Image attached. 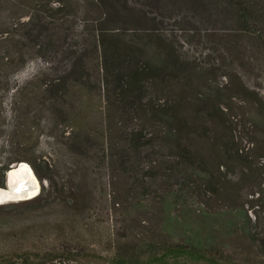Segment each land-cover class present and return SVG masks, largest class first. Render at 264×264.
<instances>
[{"label":"rangeland","instance_id":"obj_1","mask_svg":"<svg viewBox=\"0 0 264 264\" xmlns=\"http://www.w3.org/2000/svg\"><path fill=\"white\" fill-rule=\"evenodd\" d=\"M112 1L121 8L119 15L129 19L112 31L127 38L157 34L172 41L195 69L187 86L193 94L187 93L183 112L198 117L190 121L188 137L179 149L164 142L165 127L142 112L147 100L162 103L164 92L150 88L146 97L126 104L105 81L95 45L96 25L105 11L87 0H0V169L8 167L0 171V180L7 182L8 170L19 163L13 160L26 157L22 162L34 171L30 161H35L43 176L87 177L95 190L107 191L117 201L146 198L139 212L115 210L110 229L91 241L97 250H89L78 264L151 256L132 250L127 241L148 244L158 254L177 251L181 242L161 231L158 202L180 188L186 189L189 208L219 212L224 221L241 208L251 223L244 229L236 218L237 224L226 226V232L223 228L224 240L206 250L203 260L172 254V264H208V259L264 264V127L258 123L264 117V0ZM237 2L249 5L247 26L238 16ZM27 32L39 36L24 48L22 59L14 39ZM70 50L85 57V85L75 89L73 101L54 104L49 89L68 75ZM205 86L225 100L221 106L216 102L218 120L207 119L195 99ZM135 131L136 150L128 141ZM85 135H90V151L75 154L71 137L82 140ZM198 167L205 170L198 169L201 175L195 173Z\"/></svg>","mask_w":264,"mask_h":264},{"label":"trees","instance_id":"obj_2","mask_svg":"<svg viewBox=\"0 0 264 264\" xmlns=\"http://www.w3.org/2000/svg\"><path fill=\"white\" fill-rule=\"evenodd\" d=\"M87 1L100 13L106 12L104 16H99L95 32V45L101 55L105 81L113 84L117 99L126 104L134 103L141 95L146 97L150 88L164 92L166 98H163L162 103L151 99L142 106L144 108H140L149 120L165 127L163 141L179 149L182 140L184 141L193 129V123L190 121L198 117L188 116L191 115L190 112H183L187 93L189 92L190 96L193 94L192 88L189 90L187 86L190 81L189 74L195 72V69L184 62L172 41H164L157 34H134L127 38V35L112 31L116 23L129 20L119 15L121 8L117 7V3L112 0ZM236 5L243 26H247L249 5L241 2ZM38 36L27 32L15 37L14 49L19 51L20 58L26 56L24 48L37 42ZM77 53V50H70L72 66L68 75L62 76L59 83L50 86L49 92L54 96V104L66 99L73 101L77 92L75 89L85 85V57ZM171 85L177 87H174L170 94L168 88ZM195 99L199 100V106H204V111L208 113L207 119L218 120V106L216 108L215 105L216 102L219 106L224 104L222 95L215 94L205 86L195 93ZM258 120L260 126L264 127V117L259 116ZM138 134V131L129 133L128 141L133 149ZM71 138L75 154L85 156L90 151V135H85L82 140L77 136ZM225 147L227 148V144ZM239 151L240 148L235 149L238 156ZM27 160L26 157H20L12 162ZM30 164L42 182L41 191L31 199L0 204V264H78L89 250H97V244H92L91 241L94 237L101 236L100 232L110 229L115 210L123 212L129 209L131 214L141 211L145 206L146 198L142 196H127L123 197L122 201H117L107 191L95 190L93 182L90 183L87 177L65 180L43 176L35 161H30ZM3 169H0L1 173L7 171L8 167ZM198 169L205 171L204 168L198 167L195 172L198 175L202 173ZM3 187H6L5 179L0 180V188ZM186 195V189L180 188L161 197L158 202L161 231L180 241V248L177 251L166 250L158 254L156 250H149L148 244L127 241V246L132 250L139 253L148 251L151 256L144 260L136 256L135 260L130 259L127 263L118 257V260L122 261L117 264H123V261L124 264H172V254L203 260L206 250L214 248L224 240V227L223 232H226L227 227L236 225V218L244 229L251 223L247 210L241 208H237L227 221L222 219L223 216L219 212L189 208ZM261 196L263 198V192ZM120 244L121 247L126 245L121 241ZM188 261L190 260L183 261V264ZM207 263L221 264L214 259H208Z\"/></svg>","mask_w":264,"mask_h":264},{"label":"bare ground","instance_id":"obj_3","mask_svg":"<svg viewBox=\"0 0 264 264\" xmlns=\"http://www.w3.org/2000/svg\"><path fill=\"white\" fill-rule=\"evenodd\" d=\"M7 175L11 190L0 189V202L9 199L25 198L38 189L36 175L25 162H21L15 168H11Z\"/></svg>","mask_w":264,"mask_h":264},{"label":"water","instance_id":"obj_4","mask_svg":"<svg viewBox=\"0 0 264 264\" xmlns=\"http://www.w3.org/2000/svg\"><path fill=\"white\" fill-rule=\"evenodd\" d=\"M20 163H21V162H19L18 164H20ZM36 179H37V185H38V189H37L36 192H34V193L28 195V196L25 197V198L9 199V200H6V201H1L0 204H4V203H8V202H12V201L27 200V199H31V198L37 196V195L40 193V191H41V183H40V181H39V179H38L37 177H36ZM6 187H7V188H0V189H2V190H8V191L11 190V186H10V181H9V177H8V175H7Z\"/></svg>","mask_w":264,"mask_h":264}]
</instances>
